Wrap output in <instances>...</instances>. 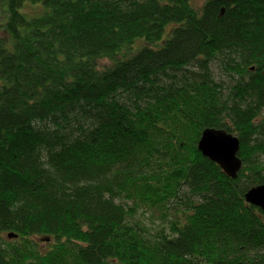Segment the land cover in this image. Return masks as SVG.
I'll return each mask as SVG.
<instances>
[{
	"label": "trees",
	"instance_id": "16d2710c",
	"mask_svg": "<svg viewBox=\"0 0 264 264\" xmlns=\"http://www.w3.org/2000/svg\"><path fill=\"white\" fill-rule=\"evenodd\" d=\"M0 34V264H264V0H0Z\"/></svg>",
	"mask_w": 264,
	"mask_h": 264
},
{
	"label": "water",
	"instance_id": "95a60500",
	"mask_svg": "<svg viewBox=\"0 0 264 264\" xmlns=\"http://www.w3.org/2000/svg\"><path fill=\"white\" fill-rule=\"evenodd\" d=\"M199 150L205 157L218 164L227 176L236 179L243 164L239 158V139L224 129H206L201 137ZM248 204L264 211V185L252 188L245 196ZM10 238L15 237L10 235Z\"/></svg>",
	"mask_w": 264,
	"mask_h": 264
},
{
	"label": "rangeland",
	"instance_id": "374dc122",
	"mask_svg": "<svg viewBox=\"0 0 264 264\" xmlns=\"http://www.w3.org/2000/svg\"><path fill=\"white\" fill-rule=\"evenodd\" d=\"M204 2H205V0H193L194 5H195L196 7H198V8H199L200 6H202ZM26 8H27V9H26V12H28L29 14L32 15V14L36 13L35 10L32 9V8H30L29 5H27ZM0 35H2V34H0ZM103 64L108 65V64H109V61L104 60ZM179 215H180V214L175 215L174 213H171V214H170V217H169V220L174 219V218L177 219ZM157 222H160V221L157 220Z\"/></svg>",
	"mask_w": 264,
	"mask_h": 264
},
{
	"label": "bare ground",
	"instance_id": "6f19581e",
	"mask_svg": "<svg viewBox=\"0 0 264 264\" xmlns=\"http://www.w3.org/2000/svg\"><path fill=\"white\" fill-rule=\"evenodd\" d=\"M106 61H107V59H105ZM212 68V67H211ZM217 78V77H216ZM202 137V136H201ZM200 141H201V139H200ZM200 141H199V143H200ZM198 143V148L200 147V144ZM240 152V151H239ZM229 177V176H228Z\"/></svg>",
	"mask_w": 264,
	"mask_h": 264
}]
</instances>
